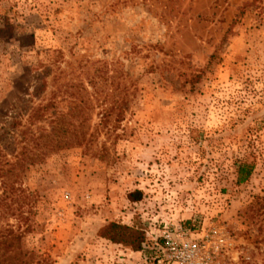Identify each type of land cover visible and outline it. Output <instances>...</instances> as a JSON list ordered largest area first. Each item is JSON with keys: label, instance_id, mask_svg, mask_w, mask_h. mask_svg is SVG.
Wrapping results in <instances>:
<instances>
[{"label": "rangeland", "instance_id": "374dc122", "mask_svg": "<svg viewBox=\"0 0 264 264\" xmlns=\"http://www.w3.org/2000/svg\"><path fill=\"white\" fill-rule=\"evenodd\" d=\"M4 11L0 133L21 126L0 152L8 183L34 194L28 248L50 264H178L163 236L206 237L213 264H264V0H4L0 27ZM55 116L82 144L30 164L23 127ZM111 222L141 231L142 250L99 237Z\"/></svg>", "mask_w": 264, "mask_h": 264}, {"label": "trees", "instance_id": "16d2710c", "mask_svg": "<svg viewBox=\"0 0 264 264\" xmlns=\"http://www.w3.org/2000/svg\"><path fill=\"white\" fill-rule=\"evenodd\" d=\"M0 1L4 2V0ZM4 13L6 14L4 23L0 27L1 38H4L7 32L13 33L12 17H9L7 12L4 11ZM44 88L45 82L41 80L33 87V97L39 96L44 91ZM52 105V103H47L31 108L26 119L28 127L33 126L37 119H43L44 113ZM58 119V116L49 119L48 129L39 127L36 133H30L28 127H23L25 130L22 131V134L27 136L28 141L36 143L40 151L38 159L29 157L30 164H33L36 160L42 162L48 154L53 152L82 144L77 133H75L73 140L66 138L69 132L58 127L61 123ZM15 126H21V122L16 117L13 118L7 127L1 128L0 142L11 134L9 133V128H14ZM26 150L23 147L21 155L25 156ZM24 156L22 160L27 158ZM5 166H9V162L6 159V155L0 152V264H50L51 258L49 255L38 249L28 248L25 243L26 237L35 233L36 227H38L35 221L31 219V216L35 215L33 211L34 194L13 188L8 183L7 175L12 172L13 168L5 170ZM251 171L252 166L250 165L243 164L239 166L237 182L244 183L249 178ZM141 196L142 193L140 191H133L128 194V200L138 202ZM10 218H14L16 224H10L8 222ZM99 237L111 243L127 246L133 251H141L142 245L145 243V237L141 231L116 222H111L103 227L99 232Z\"/></svg>", "mask_w": 264, "mask_h": 264}, {"label": "built area", "instance_id": "2783aa9c", "mask_svg": "<svg viewBox=\"0 0 264 264\" xmlns=\"http://www.w3.org/2000/svg\"><path fill=\"white\" fill-rule=\"evenodd\" d=\"M184 235V231H179ZM164 241H157L156 245L161 242L159 247L165 251L164 258L167 263L178 264H213L214 259L219 251V246L202 237L200 239L189 240L182 243H176L169 235L163 236Z\"/></svg>", "mask_w": 264, "mask_h": 264}]
</instances>
